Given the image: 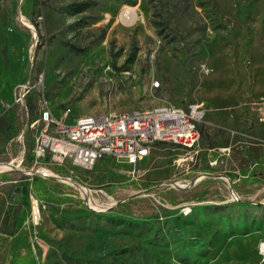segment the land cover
I'll return each mask as SVG.
<instances>
[{
    "label": "rangeland",
    "instance_id": "rangeland-1",
    "mask_svg": "<svg viewBox=\"0 0 264 264\" xmlns=\"http://www.w3.org/2000/svg\"><path fill=\"white\" fill-rule=\"evenodd\" d=\"M165 105H200L197 147L157 144L138 169L66 166L113 210L20 172L47 107L74 121ZM5 211L28 238L3 235L0 264H264V0H0Z\"/></svg>",
    "mask_w": 264,
    "mask_h": 264
},
{
    "label": "built area",
    "instance_id": "built-area-1",
    "mask_svg": "<svg viewBox=\"0 0 264 264\" xmlns=\"http://www.w3.org/2000/svg\"><path fill=\"white\" fill-rule=\"evenodd\" d=\"M156 86H159L158 82ZM69 113L70 109H67L65 115L58 118L49 107L42 111L38 121L40 130L31 151V167L20 172L37 174L75 187L84 205L96 213L113 210L119 202L106 189H92L68 176L67 165L91 170L99 161L111 157L138 169L140 162L150 155L157 144L169 143L192 150L200 143V123L204 116L200 105H191L188 109L165 105L87 115L74 121L68 120ZM26 152L24 150V155ZM24 161L22 157L20 163ZM193 184L192 181L191 186ZM177 186L179 189L185 187L184 184ZM95 196L106 200L104 208L94 206L97 202Z\"/></svg>",
    "mask_w": 264,
    "mask_h": 264
},
{
    "label": "crops",
    "instance_id": "crops-1",
    "mask_svg": "<svg viewBox=\"0 0 264 264\" xmlns=\"http://www.w3.org/2000/svg\"><path fill=\"white\" fill-rule=\"evenodd\" d=\"M160 144L164 145V144H169V143H160ZM171 145H173V144H171ZM177 147H179V146H177ZM24 150H26V149H24ZM29 152H31V151H29ZM150 157H151V153H150V155L148 157H146V158H149V163H150ZM26 163H28L30 165L29 166V168H30L31 167V163H32L31 153H30V161L27 162V160H26ZM140 168H143V167H140ZM38 176H40V175H38ZM40 177L43 178L42 176H40ZM44 179H46V178H44ZM47 180H49V179H47ZM7 212L8 211L4 212V214H3V216H2V218L0 220V242L2 241V238L4 237L3 235H6V233L3 232L4 231V223L3 222H4V218H5V215H6ZM9 220H10V211H9ZM9 220H8L7 224H5V227L8 226ZM20 222H21V224L18 227V229L15 230V231L13 230V232L11 231L13 233L12 236L11 235H6V236H8L10 239L16 240V241H23L24 238H26V237L28 238V235H27L28 230L26 228L25 222L24 221L23 222L20 221ZM22 236L24 238H22Z\"/></svg>",
    "mask_w": 264,
    "mask_h": 264
},
{
    "label": "bare ground",
    "instance_id": "bare-ground-1",
    "mask_svg": "<svg viewBox=\"0 0 264 264\" xmlns=\"http://www.w3.org/2000/svg\"><path fill=\"white\" fill-rule=\"evenodd\" d=\"M135 18H136V11L134 10V8L126 9L121 15V19L126 23L133 22L135 20ZM36 209H37V207H36Z\"/></svg>",
    "mask_w": 264,
    "mask_h": 264
},
{
    "label": "trees",
    "instance_id": "trees-1",
    "mask_svg": "<svg viewBox=\"0 0 264 264\" xmlns=\"http://www.w3.org/2000/svg\"><path fill=\"white\" fill-rule=\"evenodd\" d=\"M87 6L88 5H81V7L78 8V11L84 10ZM8 220H9V211L6 213L5 218H4V222H3L4 223V231L3 232L8 234V235H12L13 234L12 232H9L5 229V224H7Z\"/></svg>",
    "mask_w": 264,
    "mask_h": 264
}]
</instances>
